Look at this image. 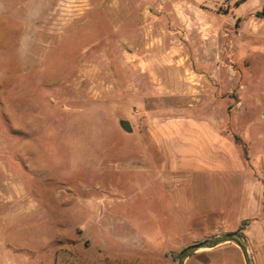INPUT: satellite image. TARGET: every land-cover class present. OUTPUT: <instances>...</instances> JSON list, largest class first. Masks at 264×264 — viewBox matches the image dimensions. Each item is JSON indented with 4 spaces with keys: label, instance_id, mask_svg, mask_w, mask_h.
<instances>
[{
    "label": "rangeland",
    "instance_id": "1",
    "mask_svg": "<svg viewBox=\"0 0 264 264\" xmlns=\"http://www.w3.org/2000/svg\"><path fill=\"white\" fill-rule=\"evenodd\" d=\"M143 1L0 0V264H177L185 248L243 223L264 264V202L225 223L220 186L163 171L145 112L164 104L142 100L155 83L140 58L149 44L227 46L258 83L257 119L264 0L204 4L176 21L154 20ZM244 190L249 208L257 184ZM186 264L245 261L225 244Z\"/></svg>",
    "mask_w": 264,
    "mask_h": 264
},
{
    "label": "crops",
    "instance_id": "2",
    "mask_svg": "<svg viewBox=\"0 0 264 264\" xmlns=\"http://www.w3.org/2000/svg\"><path fill=\"white\" fill-rule=\"evenodd\" d=\"M223 1L228 2L144 0L143 4L154 20L176 21L191 19L194 8L201 5L215 6ZM144 54L140 58L148 62L155 84H151L153 90L142 94V100H152L154 95L164 104V108L148 106L145 112L148 137L161 154L163 171L186 174L208 187L220 186L219 196L226 202L216 211L225 223L228 219L235 223L246 220L243 215L253 207L262 210L264 114L255 119L252 106L258 108L257 100L250 93V86L257 82L235 69L227 46L149 44ZM254 183L257 202L252 206L248 201L247 208L244 189Z\"/></svg>",
    "mask_w": 264,
    "mask_h": 264
},
{
    "label": "water",
    "instance_id": "3",
    "mask_svg": "<svg viewBox=\"0 0 264 264\" xmlns=\"http://www.w3.org/2000/svg\"><path fill=\"white\" fill-rule=\"evenodd\" d=\"M120 126L125 132H133V126L129 121H121ZM225 244H233L237 248H239L244 258L245 264H255L250 253L247 240L245 236L241 233V231L215 236L211 239L193 244L185 248L183 251L180 252L177 264H186L188 259H190L193 255L199 252L213 250Z\"/></svg>",
    "mask_w": 264,
    "mask_h": 264
},
{
    "label": "trees",
    "instance_id": "4",
    "mask_svg": "<svg viewBox=\"0 0 264 264\" xmlns=\"http://www.w3.org/2000/svg\"><path fill=\"white\" fill-rule=\"evenodd\" d=\"M245 151L247 152L246 146H245ZM243 224H246V223H243ZM243 224H242V226H241V228H240V231H242V230L245 229V228L243 227Z\"/></svg>",
    "mask_w": 264,
    "mask_h": 264
}]
</instances>
